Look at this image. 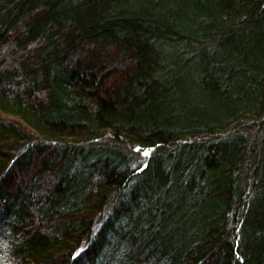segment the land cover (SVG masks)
Instances as JSON below:
<instances>
[{
    "label": "trees",
    "instance_id": "16d2710c",
    "mask_svg": "<svg viewBox=\"0 0 264 264\" xmlns=\"http://www.w3.org/2000/svg\"><path fill=\"white\" fill-rule=\"evenodd\" d=\"M0 264H264V0H0Z\"/></svg>",
    "mask_w": 264,
    "mask_h": 264
},
{
    "label": "rangeland",
    "instance_id": "374dc122",
    "mask_svg": "<svg viewBox=\"0 0 264 264\" xmlns=\"http://www.w3.org/2000/svg\"><path fill=\"white\" fill-rule=\"evenodd\" d=\"M10 179V178H9ZM9 179H7L8 180V182L10 181Z\"/></svg>",
    "mask_w": 264,
    "mask_h": 264
}]
</instances>
